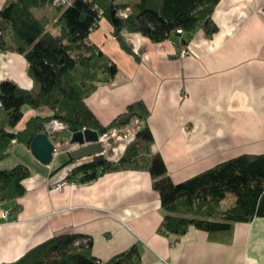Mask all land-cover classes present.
Instances as JSON below:
<instances>
[{
	"label": "crops",
	"instance_id": "0c3cea01",
	"mask_svg": "<svg viewBox=\"0 0 264 264\" xmlns=\"http://www.w3.org/2000/svg\"><path fill=\"white\" fill-rule=\"evenodd\" d=\"M7 2L0 0V10ZM37 10L38 17L60 14L52 5ZM214 19L217 33L210 37L199 29L182 47L176 38L154 42L126 31L128 51L106 18L91 34L118 73L114 80L98 83L87 105L107 126L129 105L144 101L155 140L151 151L138 157L148 165L160 153L176 183L240 155L264 153V0H221ZM2 81L34 87L23 54L0 51ZM24 113L17 131L33 117L53 115V110L25 106ZM73 134L67 130L59 140L72 141ZM129 145L116 142L103 155L118 162ZM56 158L45 165L31 148L16 143L0 163L3 169L24 164L31 172L24 196L0 202L12 213L8 221L0 219V263L15 262L54 237L79 234L92 239L93 254L105 262L138 245L143 264H264V216L238 222L228 243L213 241L194 226L177 239L159 232L165 211L148 168L107 172L84 184L68 181L59 190V182L93 157L64 167L71 153ZM228 199L234 202L233 196ZM17 205L20 211L14 213Z\"/></svg>",
	"mask_w": 264,
	"mask_h": 264
},
{
	"label": "trees",
	"instance_id": "16d2710c",
	"mask_svg": "<svg viewBox=\"0 0 264 264\" xmlns=\"http://www.w3.org/2000/svg\"><path fill=\"white\" fill-rule=\"evenodd\" d=\"M55 0H8L0 10V51L23 54L30 64L32 89L9 81L0 83L3 107L0 109V161L10 155L14 144L31 148L34 138L44 132L54 118L64 121L71 132L111 128L126 130L135 119L142 128L130 143L126 154L111 162L104 155L75 168L68 181L90 183L103 174L127 169L148 168L153 187L161 196L164 219L159 232L178 239L191 226L207 231L213 241L228 243L238 222L264 216V153L243 154L225 161L185 181L176 183L168 172L163 156L156 153L145 165L139 159L150 152L154 142L148 124L151 111L144 101H136L112 123L104 126L87 105L86 99L98 83L115 79L118 67L91 40L103 18L115 29L123 47L124 32L140 33L154 42L177 39L184 46L197 30L212 37L219 31L214 13L221 0H73L56 5ZM52 5L57 17H38L35 9ZM127 15H121V12ZM48 107L49 117H33L25 129L15 130L24 118V107ZM79 160L70 159L62 167ZM31 172L24 164L0 168V202H11L27 192L24 181ZM234 202L224 206V201ZM20 206L13 208L14 213ZM79 234H63L29 250L19 260L0 264H143L138 245L105 262L93 254V241ZM80 240V245L76 241Z\"/></svg>",
	"mask_w": 264,
	"mask_h": 264
},
{
	"label": "built area",
	"instance_id": "2783aa9c",
	"mask_svg": "<svg viewBox=\"0 0 264 264\" xmlns=\"http://www.w3.org/2000/svg\"><path fill=\"white\" fill-rule=\"evenodd\" d=\"M73 0H55L54 3L56 5H70ZM121 15H127V12H121ZM188 53V50H184L183 54L186 55ZM3 107V101L0 96V109ZM142 121L140 119H135L133 123L124 131H122L119 128H111L105 133H100L99 141L103 143L105 148L113 145L116 142L119 141H126L131 143L134 141L137 137V134L142 128ZM86 129V128H85ZM83 129V130H85ZM69 130L68 125L57 118L52 119L45 127L44 133H46L52 142L54 143V157L62 152L71 153L72 151L78 149L80 147V144L75 142H61L59 140L60 135ZM68 182L67 179L59 182L56 186L57 189L62 190L66 183ZM11 209L3 208L0 205V219L3 220H10L11 217ZM1 226V224H0ZM81 241L77 240L76 245H80ZM90 243V238L86 237L83 240V244L88 246Z\"/></svg>",
	"mask_w": 264,
	"mask_h": 264
},
{
	"label": "water",
	"instance_id": "95a60500",
	"mask_svg": "<svg viewBox=\"0 0 264 264\" xmlns=\"http://www.w3.org/2000/svg\"><path fill=\"white\" fill-rule=\"evenodd\" d=\"M100 132L96 129H85L73 134L71 142L80 144V147L71 152V158L81 160L86 157L103 155L105 146L99 141ZM54 143L46 133L38 134L31 146L33 155L43 164L49 165L54 160Z\"/></svg>",
	"mask_w": 264,
	"mask_h": 264
},
{
	"label": "rangeland",
	"instance_id": "374dc122",
	"mask_svg": "<svg viewBox=\"0 0 264 264\" xmlns=\"http://www.w3.org/2000/svg\"><path fill=\"white\" fill-rule=\"evenodd\" d=\"M123 1H126V0H123ZM35 11L38 12L37 9H35ZM50 13L53 15V13H52L51 11H50ZM52 15H51V16H52ZM7 157H8V156H7ZM7 157H6V158H7ZM6 158L3 159V160H1L0 163L4 162V161L6 160ZM54 160L57 161L58 159L56 158V159H54ZM4 163H5V162H4ZM4 163H3L2 165H4ZM6 163L8 164V162H6ZM7 164H6V165H7ZM0 165H1V164H0ZM0 168H1V166H0ZM231 204H232V200H231V199H227L226 202H224V206H229V205H231Z\"/></svg>",
	"mask_w": 264,
	"mask_h": 264
}]
</instances>
